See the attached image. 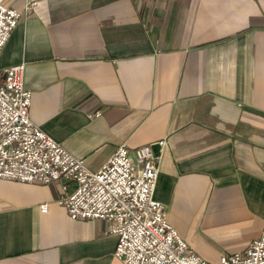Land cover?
Returning a JSON list of instances; mask_svg holds the SVG:
<instances>
[{
    "label": "crops",
    "instance_id": "0c3cea01",
    "mask_svg": "<svg viewBox=\"0 0 264 264\" xmlns=\"http://www.w3.org/2000/svg\"><path fill=\"white\" fill-rule=\"evenodd\" d=\"M0 3L22 10L0 72L24 62L30 117L45 132L92 170L119 144L151 142L154 197L205 260L196 240L210 229H251L236 251L259 235L264 0ZM58 195L56 183L0 178V264H123L110 222L70 218Z\"/></svg>",
    "mask_w": 264,
    "mask_h": 264
},
{
    "label": "built area",
    "instance_id": "2783aa9c",
    "mask_svg": "<svg viewBox=\"0 0 264 264\" xmlns=\"http://www.w3.org/2000/svg\"><path fill=\"white\" fill-rule=\"evenodd\" d=\"M21 14L0 3V53ZM23 71L19 62L0 72V178L58 184L57 202L70 218L110 222L117 236L113 254L123 264H264V222L243 250L221 255L215 263L190 247L170 222L165 204L154 197L159 155L151 142L119 144L98 169L88 168L83 157L31 119V91L23 86ZM40 208L46 210L47 203Z\"/></svg>",
    "mask_w": 264,
    "mask_h": 264
},
{
    "label": "rangeland",
    "instance_id": "374dc122",
    "mask_svg": "<svg viewBox=\"0 0 264 264\" xmlns=\"http://www.w3.org/2000/svg\"><path fill=\"white\" fill-rule=\"evenodd\" d=\"M252 233L251 229L234 231L210 229L206 236L197 238L196 242L200 249L207 252L208 260L206 261L208 263H215L219 260L220 254L224 255L235 252L240 245H246Z\"/></svg>",
    "mask_w": 264,
    "mask_h": 264
}]
</instances>
